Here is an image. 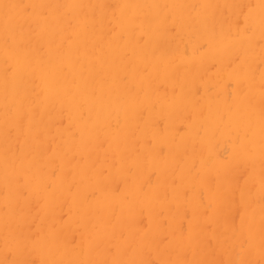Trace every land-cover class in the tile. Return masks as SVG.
I'll use <instances>...</instances> for the list:
<instances>
[{
    "label": "bare ground",
    "instance_id": "1",
    "mask_svg": "<svg viewBox=\"0 0 264 264\" xmlns=\"http://www.w3.org/2000/svg\"><path fill=\"white\" fill-rule=\"evenodd\" d=\"M0 264H264V0H0Z\"/></svg>",
    "mask_w": 264,
    "mask_h": 264
}]
</instances>
